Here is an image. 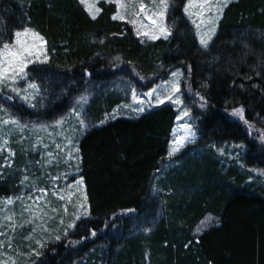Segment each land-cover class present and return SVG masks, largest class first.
I'll list each match as a JSON object with an SVG mask.
<instances>
[{
  "label": "trees",
  "instance_id": "16d2710c",
  "mask_svg": "<svg viewBox=\"0 0 264 264\" xmlns=\"http://www.w3.org/2000/svg\"><path fill=\"white\" fill-rule=\"evenodd\" d=\"M169 2L172 35L141 42L112 18L115 3L100 1L93 19L80 0H0V36L27 27L44 38L48 63L27 69L42 111L55 116L44 121L64 118L84 97L91 125L78 140L88 214L69 236L80 244L49 243L36 264H264V0L228 4L207 51L183 11L188 0ZM176 69L198 141L168 159L171 105L105 117L129 98L112 90L114 79L140 89ZM241 106L247 124L231 115ZM37 108L18 106L33 121ZM224 146L244 152L235 160L215 152ZM16 191V176L0 177V198ZM209 216L213 224L197 233Z\"/></svg>",
  "mask_w": 264,
  "mask_h": 264
},
{
  "label": "snow or ice",
  "instance_id": "6c2138e0",
  "mask_svg": "<svg viewBox=\"0 0 264 264\" xmlns=\"http://www.w3.org/2000/svg\"><path fill=\"white\" fill-rule=\"evenodd\" d=\"M115 3L116 12L113 15L114 20H125L131 23L138 36L147 37L149 40L167 39L172 35V29L166 24V17L171 7L169 0H151V4H147L144 0H110ZM230 0H188L183 11L188 16L191 24L196 29V37L202 49L207 51L216 35L218 21L221 19L224 9L228 6ZM100 8H95L91 14L92 18H96V13L100 12ZM0 30H6L0 24ZM143 42V41H141ZM247 47V45H245ZM119 59V58H117ZM46 64L48 56L45 50V41L42 36L34 30L24 27L21 30H15L12 38L5 40L0 36V88H6L11 93H15L28 107H36L33 103L38 95H40V84L29 79L28 66L33 63ZM42 71V70H41ZM188 71H191L190 66ZM249 79L251 77H248ZM184 79V73L176 69L171 73V79L165 81L161 85L152 88L151 91L142 93L147 100L138 99V93L135 89L131 90L132 99L139 107L132 110L137 113L145 111V103L151 108L153 101L155 105H162L166 101L173 104H182L180 96V85ZM25 81L26 84H20ZM256 87V85H252ZM9 100L12 96L7 97ZM202 105L207 101L203 96L200 97ZM84 97L77 101V105H81ZM3 115H0V154L7 151L8 156L5 157L4 163L0 164V168L11 167L10 158L15 156L14 150L9 147V137L14 133H20L21 137L18 143H23V132L27 125L21 124L20 120L14 118L7 113V110L0 109ZM245 109L243 106L234 108L231 115L248 123L244 117ZM75 117L79 121V127L85 126V114L78 112L76 107L69 113V117L62 118L51 125L53 131L49 132V136L59 135L56 129L63 130L66 120ZM190 117L188 107L181 108V116L178 118ZM101 124L105 121H101ZM249 125V128H252ZM184 135L174 137L170 143L168 159L176 156L181 150L195 139V131L188 123L182 125ZM47 131L46 128L43 129ZM63 142H57L53 139L50 144L54 145V151H48L50 144L44 143L43 138L32 145V150L37 151L42 146L45 151L41 155L40 163L42 166H50L53 163L57 167L61 163L73 166L78 159L76 155L79 152L78 146L74 143L73 138L67 135L62 136ZM76 171L79 172V165L75 164ZM72 173L65 171L62 174L51 176V185L49 188L39 187L36 182H29L28 175H24L21 179V185L30 188L32 191L26 196H17L15 199L9 197L4 201H0V212L4 215L0 216V264H36L35 257L38 259L42 254L40 249L46 247L51 241H59L61 232L63 236L68 235V230L76 227V221L81 219L83 213L87 212V196L82 193L83 179H75L74 182L67 183L65 186H59L56 181L67 180ZM264 175V173H262ZM39 180V178H37ZM49 190L51 195L59 201H64L60 206H54L53 202L48 199ZM39 193V195H36ZM21 202L22 208L20 212V221L16 220V213L11 211L10 206L15 201ZM27 201H31L28 203ZM73 210L69 212V206ZM129 212L134 210L129 209ZM27 214V215H25ZM65 216L71 218L65 222ZM57 221L55 225L51 222ZM25 226L30 227V231L23 236V240L27 243L28 251L24 252L20 246L15 244L16 229H23ZM95 235V232L92 233ZM15 252V255L11 253Z\"/></svg>",
  "mask_w": 264,
  "mask_h": 264
},
{
  "label": "rangeland",
  "instance_id": "374dc122",
  "mask_svg": "<svg viewBox=\"0 0 264 264\" xmlns=\"http://www.w3.org/2000/svg\"><path fill=\"white\" fill-rule=\"evenodd\" d=\"M100 1H106L109 3L110 0H80V2L82 3V5L85 7V9L87 10V12L90 14L94 11L95 8H99L98 7V3ZM235 0H230V3L233 2ZM145 3L147 4H151V0H144ZM229 3V4H230ZM99 14L96 13V17ZM168 14V13H167ZM186 15V14H185ZM91 16V14H90ZM92 17V16H91ZM187 19L189 20L188 16L186 15ZM118 21L124 22L126 23L128 26L132 27L136 36L143 42H148V41H153V40H149L147 37H142V36H138L134 26L125 21V20H119ZM190 22V20H189ZM219 22V21H218ZM191 23V22H190ZM193 26V25H192ZM194 31H195V36H196V29L193 26ZM217 30H218V25H217ZM217 34V32H216ZM215 37V36H214ZM168 39V38H167ZM197 39V37H196ZM159 40H165L164 38H161ZM158 41V40H155ZM198 42V39H197ZM199 43V42H198ZM45 50H46V46H45ZM33 65H41L40 63H33L30 64L28 66V68L30 66ZM27 68V69H28ZM27 71V70H26ZM125 77V76H124ZM29 79L31 80V78L29 77ZM171 79V76L169 78H167L166 80H158L156 83H153V85L150 84H142V86L139 85L140 89H142V87L144 86L145 90L144 93L151 91L152 88H155L157 85H161L163 84L165 81ZM20 84L25 85L26 82L25 81H20ZM127 85H121L117 83V79H114L112 81V90L115 88H118L121 92H128L129 93V98L127 101H125L120 107L116 108L110 115L105 117V121L107 120H113L116 118H136L137 116L142 115L143 113H146L148 111H151L153 109H156L162 105L165 104H169L171 105L177 112V120L172 132V138L171 141L173 140L174 137H179L184 135V129L182 128V125L185 123H188L192 126V129L195 131V139L194 141L188 143L182 150L181 152H183L187 146L192 145L194 143H196L198 141V133L196 130V126H195V122L194 119H192V116L190 114V117H183V118H178L181 116V108L185 107L186 105L184 104V96L182 93V85H180V93L182 94L180 96L182 104H173L169 101H166L164 104L162 105H155L154 101H153V105L151 108L148 107L147 103H145L144 107H145V111L143 113H137L135 111H133L132 109L134 107H139L140 105L135 103L132 99V95H131V90L135 89L136 92L138 93V99H144L145 101L147 100L146 97H143L142 94L143 92H141V90L133 85V84H128ZM127 86V87H126ZM86 89L88 90H97L96 92H98V90L100 89L97 86H89ZM8 96H12V99L9 100L7 97ZM80 97V96H79ZM80 98L77 99V101ZM77 101L75 103V107L76 110L78 112H81L83 114H85L84 109L86 106V100L84 98V101L81 105H77ZM34 104H36L37 108V113H39V117L41 119H39L38 121H33L23 115H21V111L18 110V106H23L25 108H27L28 110H33L34 107H28L27 104H25L19 97H17L15 95V93H11L10 91H8L6 88H0V109H5L7 110V113L11 116H13L14 118H17L20 120L21 124L27 125V127L25 128L24 132H23V143H18L17 140L20 139L21 134L20 133H14L13 135H11L9 137L10 139V144L9 147L14 150V152L16 153L14 157L10 158V163H11V167H3L0 168V177L3 178H7V177H11V176H16L17 178V191L15 194L11 195V196H6L3 198H0V201H4L5 199L11 197L13 199H15V197L17 196H26L27 193H29L30 191H32L30 188H25L21 185V179L24 175H28L30 180L29 182H36L38 184L39 187H44V188H49L50 189V185H51V176L57 175V174H62L65 171H68L70 173H72L71 176H69L67 178V180L63 179V177L56 181V183L63 187L65 186L67 183H71L74 182L75 179H79V172L76 171L75 168V164H78L79 162V158L73 163V166H68L66 164L61 163L59 167L56 166L55 163H53L50 166H42L40 163H37L38 161H41V155L44 153L45 149L41 146L39 148V150L37 151H33L32 150V145L34 143H37L41 140V138H43V142L44 143H49L55 139L57 142H63L62 141V136L67 135L73 138L74 143L78 146V140L79 138L83 135V133L88 130L89 128H91L90 123L87 121V119L85 118V126L83 128H80L79 125V121L75 118V117H71L69 119L66 120V123L63 126V130L61 129H56V132L59 133V135H55V136H49L48 133L52 132L53 129L51 127V125H54L56 121L60 120L61 118H58L54 121L51 122H45L44 120H53L55 116H53L52 114H48L43 112L42 110H44V106L46 105V102L40 97V95H38L36 97V99L33 101ZM74 107V106H73ZM17 109V110H16ZM73 109V108H72ZM71 111L68 112V114L64 117L67 118L69 117V113L72 112ZM190 112V109H189ZM191 113V112H190ZM3 112H0V115H3ZM46 128L47 131H44L43 129ZM0 135H3V133H0ZM259 142H262V138L260 136V138L258 137ZM171 143V142H170ZM264 148V146H263ZM215 152H217L219 155H226L230 158H234L238 159L239 157H241V155L244 152V147L242 146H224L220 149L214 148ZM48 151H56L54 145L50 144V147L48 149ZM180 152V153H181ZM178 153V154H180ZM177 154V155H178ZM78 156V153L76 154ZM8 156L7 151H5L4 153L0 154V164L4 163V159L5 157ZM79 165V164H78ZM19 174V176H17L16 174ZM262 173L264 172H260V175H262ZM264 176V175H263ZM37 178H39V180H37ZM82 193L85 194L84 192V184H83V188H82ZM36 195H39V193H36ZM48 199L51 200L53 202L54 206H60L64 203V201H59L56 199V197H53L51 195V191L49 190V196ZM28 203H31V201H27ZM11 211H14L17 215H16V220L20 221V212H21V202L19 200H16L14 205L10 206ZM73 210L72 206H69V212H71ZM88 214V212H85L82 214L81 218L86 217ZM4 215L3 212H0V216ZM27 215V214H25ZM65 222L67 223L68 220L71 218L70 216H65ZM214 222L213 217H207L202 223H200V225L198 226L197 229V233H201L203 230H205L206 228H208L209 226H211ZM53 225H55L57 223V221H53L51 222ZM73 229H69L68 230V235L65 237L63 236L62 232H61V240H65V244L68 246V244L73 245L75 247L79 246L80 242L78 241H74L72 239H70V235L73 232ZM30 231V227L29 226H25L23 229L17 228L16 229V238H15V244L17 246H20V249L24 252L28 251L27 248V243L23 240V236L26 235L28 232ZM97 235H92L91 238H95ZM64 238V239H63ZM55 240L51 241L50 243H53ZM57 242V241H55ZM49 244V243H48ZM11 255H15V252L11 253Z\"/></svg>",
  "mask_w": 264,
  "mask_h": 264
}]
</instances>
